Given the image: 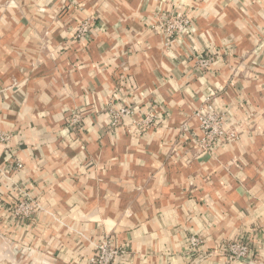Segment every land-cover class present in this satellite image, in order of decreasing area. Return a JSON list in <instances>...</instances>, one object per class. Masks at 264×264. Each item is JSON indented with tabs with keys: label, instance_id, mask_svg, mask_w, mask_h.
<instances>
[{
	"label": "crops",
	"instance_id": "0c3cea01",
	"mask_svg": "<svg viewBox=\"0 0 264 264\" xmlns=\"http://www.w3.org/2000/svg\"><path fill=\"white\" fill-rule=\"evenodd\" d=\"M174 7L192 24L170 48L152 25ZM214 91L241 133L209 153L193 110ZM117 100L159 124L110 127ZM0 133V264H93L103 236L125 249L115 264H247L216 251L242 236L264 264V0H0ZM19 186L39 207L26 225L4 207Z\"/></svg>",
	"mask_w": 264,
	"mask_h": 264
},
{
	"label": "built area",
	"instance_id": "2783aa9c",
	"mask_svg": "<svg viewBox=\"0 0 264 264\" xmlns=\"http://www.w3.org/2000/svg\"><path fill=\"white\" fill-rule=\"evenodd\" d=\"M158 15L157 23L152 25L155 31H160L165 35L167 43H172L175 37L188 32L191 27V22L187 19L183 20L179 15L162 14ZM91 31V23L89 20L81 21L75 32V39L78 41H86ZM220 53L215 50L200 52L195 55L194 60L196 66L200 69H208L213 62L217 61ZM219 94L211 93L201 97V104L193 110V116L199 121V128L202 132L199 138H195V143L198 147L206 152H213L219 145L231 140L236 135L229 128L225 127L227 122L226 109L218 106ZM109 116V126L116 127L122 123V120L127 116L136 114L135 109L130 105L121 103V101H112L106 110ZM67 124L74 128L79 125L80 113L76 111L67 117ZM160 122L155 105L147 106L142 112L139 119L133 117L130 129L134 133H139L145 127H157ZM185 126V125H184ZM186 130L187 128L184 127ZM6 141L7 137L0 133V142ZM22 161L18 158L10 162L9 168L12 170L21 169ZM7 176L6 173H2ZM17 191L13 200L7 201L4 206L13 218L20 221V224L26 225L31 223L36 218L38 203L32 195L24 189V187H15ZM16 222V220H15ZM188 248L187 254L189 257L194 256L196 259L202 258V242L203 238L198 234H190L187 239ZM218 253L225 254V258L229 262L251 263V259L255 256L249 241L242 236L237 237L233 241H225L216 247ZM126 255L125 249L114 244L112 238L103 236L99 242L94 245L90 261L93 264H115L118 258Z\"/></svg>",
	"mask_w": 264,
	"mask_h": 264
},
{
	"label": "rangeland",
	"instance_id": "374dc122",
	"mask_svg": "<svg viewBox=\"0 0 264 264\" xmlns=\"http://www.w3.org/2000/svg\"><path fill=\"white\" fill-rule=\"evenodd\" d=\"M167 13H169V14H172V15H174V16H176V15H179V16H182L181 18L183 19V20H185V19H187L189 22H191V24H192V17H191V15L189 14V13H186V12H182V11H180L177 7L175 8H171V9H169L168 11H166V12H164L163 11V13L162 14H167ZM156 22H157V20H156ZM190 33V27H189V30H188V32L187 33H185V34H189ZM184 35V34H183ZM174 41V40H173ZM168 45H170V48H171V45L173 44V42L172 43H167ZM169 50V49H168ZM233 124H236V128H234V127H232L230 130L232 131V132H236V135L233 137V138H231V140L232 139H234V138H236V137H238V135L241 133V130H240V127H239V125H238V123H234V120H233ZM238 125V126H237ZM227 143V142H226ZM235 238H233V239H227V240H224V241H222L221 243H223V242H225V241H233ZM247 241H249V237L247 238ZM222 256H224L225 257V254H223L222 253ZM251 264V263H250Z\"/></svg>",
	"mask_w": 264,
	"mask_h": 264
}]
</instances>
